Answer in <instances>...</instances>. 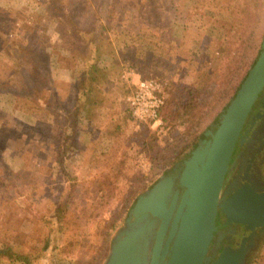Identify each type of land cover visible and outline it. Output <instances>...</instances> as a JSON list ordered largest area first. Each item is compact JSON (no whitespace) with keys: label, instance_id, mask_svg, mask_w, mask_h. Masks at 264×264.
<instances>
[{"label":"rangeland","instance_id":"obj_1","mask_svg":"<svg viewBox=\"0 0 264 264\" xmlns=\"http://www.w3.org/2000/svg\"><path fill=\"white\" fill-rule=\"evenodd\" d=\"M5 1L10 0H0V31L15 45H29L33 27L26 20L27 13L42 14L46 25L51 22L50 14L44 12L52 6L51 0H22L24 2L18 6L2 5L1 2ZM137 1L136 6L118 3V12L112 17L113 20L110 18L108 31L100 43L101 50L108 56L116 51L117 45H130L131 49L138 50L148 44L146 49L153 47L163 51L164 55L146 64L145 70L125 72L132 87L149 72L156 79L162 71L166 75L163 79L167 81L174 76L186 81L192 79L198 71L206 67L209 69L210 64L215 62L214 57L221 70V67L225 69L227 66L228 58L245 57L248 61L261 51L264 7L254 11L257 17V49L244 56L247 42L243 40L244 26L238 25L241 13L234 10L230 14L221 9L223 4L238 7V0ZM106 6L104 4L98 11L96 6H85L82 23L89 25L94 22L96 13L99 15L98 20L103 18ZM251 8L252 5L250 12ZM18 11H23L22 15ZM125 14L136 18L132 22L135 27L131 22L123 21ZM226 19L231 20L234 28L238 29H228L223 24ZM95 24L98 27L99 23ZM137 35L143 36L140 39ZM221 45L225 48L223 56H220L219 51ZM155 65L158 66V72L151 70ZM76 66L78 68L72 71L55 67V78L58 82H72V75L78 74L82 63L78 62ZM210 68L213 70L214 66ZM38 88L45 99L52 95V89L45 83L39 82ZM67 95L66 100H72L73 96L70 93ZM127 95L121 97V109L124 110L127 108ZM225 101L216 108L204 126L216 123L224 110ZM99 112L104 113L102 117L80 127L75 136L74 149L68 152L69 156L61 166L53 159L55 149L53 140L46 133L48 124L37 122L35 117L22 116L21 113L15 114L17 119L0 108V136L9 142L0 160L7 163L10 169V173L7 172L8 175L1 178L11 184L10 196L4 191L3 182H0V240L11 242L16 249L37 251L39 255L35 264H54L57 256L75 264H103L108 258L113 236L128 217L125 212L128 191L135 187L134 194L138 193L133 200L131 196L128 197L130 212L136 199L164 171L162 161L152 159L158 154L144 147L142 141L154 135L158 145L172 147L175 144L179 148L189 139L181 128L167 126L163 120L161 126L152 125L149 129L134 120L123 126L122 131L112 133L115 129L112 126L113 117L106 116L108 112H105V107L99 108ZM116 118L123 119L122 116ZM21 120L36 124L39 128L30 130ZM89 132H92V140L88 141ZM121 160L125 162L126 177L116 180L109 197L111 191L102 189L101 185L107 176L115 173ZM11 170L17 176L14 177ZM71 188L74 194L66 216L64 220L59 219L54 215L55 198ZM48 235L50 242L47 240ZM256 264H264V253L259 256Z\"/></svg>","mask_w":264,"mask_h":264},{"label":"trees","instance_id":"obj_2","mask_svg":"<svg viewBox=\"0 0 264 264\" xmlns=\"http://www.w3.org/2000/svg\"><path fill=\"white\" fill-rule=\"evenodd\" d=\"M51 1L52 6L44 10L51 16L50 26L43 23L44 16L42 14H26V20L33 27L29 45H15L0 31V108L6 114L17 119L15 114L21 113L22 116L35 117L37 122L43 121L48 124L46 133L53 140V149H55L53 159L62 166L64 159L69 156L68 152L74 149L75 136L80 127L95 121L96 118L99 119L104 114L99 112V108L105 107V112L109 113H106V116L108 118L113 117L112 126L115 129L110 130L112 133L122 131L123 126L125 127L134 121L128 103L125 110L121 109V97L129 94L132 89L127 77H125V72L133 69L145 70L146 64L159 60L158 58L162 57L164 53L161 49L153 47L146 49L148 44H144L145 47L138 50L131 49L130 45H117L116 51L109 56L101 50L100 43L108 31V22L118 12L116 9L118 0L108 1L104 8V15H102L105 20L102 18L98 20L99 15L96 13L94 22L89 25L82 23L84 7L91 5L88 0ZM103 1L105 0H99V3L96 4V11L103 6L101 3ZM141 1L139 0V2ZM238 1L240 4L238 3L237 8L221 3L223 4L221 9L230 14L234 10L241 13L238 25L244 26L242 34H245L243 40L245 43L247 42L244 54L246 56L257 49V35L255 34L257 17H255L254 11L264 7V0ZM250 1L251 3H249ZM124 2L133 6L138 4L137 0H124ZM22 12L18 11L17 13L22 15ZM246 14L248 16H244ZM96 22L99 23L98 27H96ZM223 24L228 29H238L234 28L231 20L226 19ZM131 25L135 27L133 23ZM129 26L127 25V27ZM142 36L137 35L140 39ZM219 51L220 56H223L224 46L221 45ZM258 55L259 53L248 61L245 57L238 59L233 56L228 58L227 66L225 69L221 67V70L219 62H216L214 57L215 62L210 64L209 69L206 67L204 70L198 71L192 79L186 81L177 79L178 76L167 81V79H163L166 75L161 73L162 71L157 75V79L165 83L164 91L161 93L162 97L165 98V105L160 113L161 119L167 126L181 128L183 134L189 138L179 148L175 147V144L172 147L158 145L154 135L153 138L150 137L148 140L142 141L144 147H148L152 152L158 154L152 159L161 160L164 170L191 144H195L198 139L204 137L208 127L204 126L205 122L214 114L216 108L222 105L224 100H226L224 109L228 106ZM108 60L109 62L104 65V62ZM78 62L82 63V69L78 74L72 75L73 81L58 82L55 78V67L72 71L78 68L76 66ZM213 66L214 69L211 70L210 67ZM151 70L159 71L156 65L152 66ZM152 74L149 72L145 76L143 75V79L153 78ZM39 82L45 83L48 88L52 89V95L48 99L42 96L38 88ZM68 93L73 96L72 100H66ZM121 112H124L123 115ZM116 116H122L123 119H118ZM217 119L219 120V117ZM23 125L30 130L39 128L36 124L25 121ZM139 125H144V128L149 129L153 123H141ZM8 146L9 142L0 136V156ZM0 162L2 163L0 164V182H3L4 191L11 196L9 188L11 184L6 183L1 178L7 176L10 169L7 163L1 160ZM119 162V166L115 168V173L103 180L102 189L110 192L113 190L116 180L122 176L126 177L124 173L125 162L124 160ZM13 176H17L16 173L13 172ZM15 190L16 188H14ZM134 190L135 187H132L128 191L127 199L129 196L131 199L137 196L138 193L135 195ZM111 193L112 191L108 194L109 197ZM73 194L74 189L71 188L68 192L62 191L57 196L58 198H55L54 215L57 218L63 219L66 216ZM127 199L125 200L126 207L124 206L126 215L129 213L131 204H129L130 199ZM47 240L51 241L49 235ZM38 255L39 253L35 250L16 249L11 242L5 239L0 240V264H35Z\"/></svg>","mask_w":264,"mask_h":264},{"label":"water","instance_id":"obj_3","mask_svg":"<svg viewBox=\"0 0 264 264\" xmlns=\"http://www.w3.org/2000/svg\"><path fill=\"white\" fill-rule=\"evenodd\" d=\"M263 90L264 38L255 63L216 120V129L206 133L209 137L190 153L177 176H162L136 199L103 264H202L220 208L230 221L246 223L247 215L254 221L264 218V202L248 208V198L240 192L225 202L223 189L241 130ZM176 177L184 190L174 194ZM245 249V240L239 250L225 248L212 264H241Z\"/></svg>","mask_w":264,"mask_h":264},{"label":"flooded vegetation","instance_id":"obj_4","mask_svg":"<svg viewBox=\"0 0 264 264\" xmlns=\"http://www.w3.org/2000/svg\"><path fill=\"white\" fill-rule=\"evenodd\" d=\"M259 95L241 130L223 188L227 192L225 202L237 192L244 193L248 198V208H252L251 206L254 203L264 202V90ZM215 129L216 124H211L207 128L204 137L198 139L195 144H192L178 158L173 160L174 162L146 190L153 187L162 176H177L182 171L184 161L190 156V153L203 139L209 137L206 133L209 130L214 131ZM179 183V179L176 177L173 186L174 194L178 190H180V193L184 190ZM247 217L250 219L246 220V223H239L234 220L230 221L226 213L222 212V208L219 209L213 238L210 241L205 256L207 262L203 261L202 264H212L219 258L225 248L230 247L239 250L244 240L246 244V257L245 261L241 264L257 263L259 256L264 253V218L261 221H254L251 220V216L247 215ZM122 227L121 225L120 228ZM54 264L75 263L57 256Z\"/></svg>","mask_w":264,"mask_h":264},{"label":"built area","instance_id":"obj_5","mask_svg":"<svg viewBox=\"0 0 264 264\" xmlns=\"http://www.w3.org/2000/svg\"><path fill=\"white\" fill-rule=\"evenodd\" d=\"M164 86L163 81L155 78L140 79L133 85L131 92L125 98L137 123L162 125L160 113L165 105V98L161 93L164 91Z\"/></svg>","mask_w":264,"mask_h":264},{"label":"crops","instance_id":"obj_6","mask_svg":"<svg viewBox=\"0 0 264 264\" xmlns=\"http://www.w3.org/2000/svg\"><path fill=\"white\" fill-rule=\"evenodd\" d=\"M108 1H110V0H105V1H103V2H101L103 5L104 4H108ZM120 3H122V4H126V5H128L126 2H124V0H118ZM118 1H117V4H118ZM24 1H22V0H10V1H5L4 3L3 2H1V4L3 5V4H5L6 6H8V5H13V6H18V5H20V4H22ZM88 2L89 3H91V5L93 6V7H95L96 6V4H98L99 3V0H88ZM27 4H29V3H27ZM125 17H123V21L125 22V20H126V22H131V21H135L136 20V18H134V17H131V15H128V14H125L124 15ZM114 18H112V20H113ZM102 20H103V18H102ZM111 20V21H112ZM95 131H97V129H95ZM92 132H89V135H87L88 136V141L89 140H92V134H91ZM93 135H94V133H93ZM92 142V141H91Z\"/></svg>","mask_w":264,"mask_h":264}]
</instances>
